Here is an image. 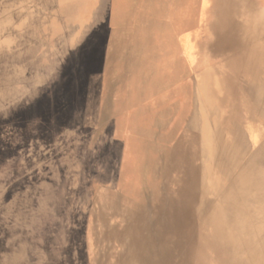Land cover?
<instances>
[{"label": "bare ground", "instance_id": "6f19581e", "mask_svg": "<svg viewBox=\"0 0 264 264\" xmlns=\"http://www.w3.org/2000/svg\"><path fill=\"white\" fill-rule=\"evenodd\" d=\"M120 2L0 0V120L11 117L16 110L22 111L18 120L23 126L22 143L38 147L39 142H45L39 137L49 129L38 123L50 125L58 118L41 115L45 98H49L50 91L66 85V72L72 73V82L66 87H75L73 81L80 77L85 90L91 78L98 75L102 90L98 95L93 94L92 104L100 106L101 116H106L113 106L110 98L125 84V75L137 74V70L140 73L145 66V56L142 61L138 57L133 65L131 54L141 55L145 47L151 48L148 53L153 76L148 99L151 108H148L153 123L143 124L138 120L140 108L129 110L127 104L119 102L115 108L119 126L114 132L122 140L132 135L135 158L119 148L117 142L110 148L117 158L120 156L141 173L133 177L130 171L119 172L120 177L129 181L125 187L110 184L105 188L98 183L93 187L96 207L105 209L109 217L119 215L118 200L113 199L118 195L126 215L121 229L113 217L106 223V227L113 228L106 234L113 244L110 264H206L211 256L214 264H264V0H204L202 20L188 35L179 29L180 17H175L178 21L173 24H167L163 11L158 19L149 18L152 31L148 37L143 28L131 40L116 43L108 35L109 22L114 20L121 32L131 25L126 20L130 13L139 18L145 13L157 15L153 0H142L138 8L134 4L131 10L125 11L119 23L117 19L125 9L124 1L121 6ZM161 38L172 47L164 58L157 52ZM185 39L192 43L189 50L183 45ZM189 51L195 57L196 73L171 94L167 86L174 75L172 72L166 77L159 74L166 73L172 58L181 57L183 52L191 61ZM183 97L185 100L181 103ZM32 105L28 112L24 110ZM64 113L72 116L69 110ZM35 114L40 115L37 120L33 117ZM87 114L86 111L83 116ZM162 114L174 119L171 125H160L156 115ZM86 129L92 132L91 125ZM156 133L159 136L155 138ZM35 134L38 138L32 137ZM53 139L46 142L52 143ZM143 139L145 143L141 142ZM17 143L23 145L20 140ZM251 147L256 154L246 165L237 166L236 161L242 160V153ZM233 149H236L234 156ZM9 160L0 159V180L5 179L6 183L19 180L22 176L19 169L24 165L23 158ZM109 160L113 163V156ZM163 161L160 181L157 167ZM217 161L223 163L217 172L233 178L232 182L237 184L235 190L230 186L220 193V182L212 179L215 172L212 165ZM8 174L11 179L14 175L12 180ZM109 174L113 175L111 171ZM240 183H243L241 188ZM55 184L58 190L44 193L42 209L53 200L66 209L65 205L70 206L78 199L74 191L66 196L64 181L56 179ZM247 186L253 193L249 199ZM219 193V202L212 206L213 195ZM254 195L258 196L259 206L254 204ZM233 198L243 201L244 212V208L232 207ZM145 204L152 208L155 226L146 217ZM55 212L29 218L30 224L35 225L36 219L39 221V230L27 231L29 243H41L46 226L56 220ZM78 217L70 212L63 219L71 221ZM87 228L86 241L91 246L94 232L91 226ZM80 231L83 232V227ZM28 248L14 247L12 253L0 257V264H29L33 253ZM40 259L39 253L34 262L39 264Z\"/></svg>", "mask_w": 264, "mask_h": 264}, {"label": "rangeland", "instance_id": "374dc122", "mask_svg": "<svg viewBox=\"0 0 264 264\" xmlns=\"http://www.w3.org/2000/svg\"><path fill=\"white\" fill-rule=\"evenodd\" d=\"M121 1H124V3L120 2V6L122 3V7H125V9L122 12L120 11L121 13L117 19V21L119 20V23L120 18H122L121 16H125V11L131 10L134 4L136 9L141 6L142 3V0H136V2L134 0ZM204 5V0H153V7L156 9L157 15H153V13L146 15L145 13L144 17L142 16L139 18L133 15L134 13H130L126 20H129V24L131 23V25L129 26V29L127 28V30L125 29L121 32L116 29L115 22L112 20L111 23L109 22V26L110 24L111 26L108 28V35H110L111 39L116 43H124L131 40V37H133L134 34L138 35V32L144 28L145 35L148 37L152 31L149 18L158 19V15L162 14L163 11H165V21L167 24H173L175 21H178L175 17H180V20L182 21H179V29L184 35H188V33L192 32L202 20V8ZM111 16L113 17L114 15ZM185 41L186 42L183 43L185 50H189L192 43L190 40L187 41L185 39ZM168 42L165 43V40L162 38L159 39L157 52L160 57L162 56L164 58V56H168L171 52L172 47L169 46ZM149 47L150 45H148V48ZM146 49L147 48L145 47L141 55H139L138 52L135 55L134 53L131 54L130 49L129 54H131L132 57L130 60L132 64L134 65V62L139 60L138 57H141L142 61V57L145 56V60H143V62L145 61L143 66H145L141 69L140 73H138L139 70H137V74L134 72L135 75L132 72V74L127 73L125 75L124 79L125 84L127 85L124 84L122 87L119 86L117 90L113 92V95L110 98L113 106L108 110L106 116H101L102 109L100 106L92 104L93 94L98 95L102 90L99 85L101 80L98 75L91 78V81L85 90L81 84L80 77H78L79 79H74L73 83L75 84V87H72L73 85L69 88L66 87L68 82H72L70 81L72 73L66 72L64 73L66 85L60 87L58 91H50L49 98H45L44 113L41 115L43 117L48 115H56L58 117L57 120L50 125L44 122L38 123L43 128L49 129L47 133L40 135L41 137H39L40 140H44L45 142H39L38 147L32 145L28 146L22 143L24 139L21 133L23 126L22 123H19L18 121L22 111L20 112L19 110H16L11 116L12 120L11 117L0 120L1 161L10 162L11 160H9V158L12 160L23 158L24 160L23 167L20 166L21 169H19V172L22 174L19 180H15L11 183H6L8 181H5V179L0 180V257L12 253L11 250L14 247L27 246L29 247L28 250L31 249V253H33L29 264H37V262L34 261L39 253L41 254L39 264L112 263V253L110 248L113 244L108 241L106 234L111 233L113 228L106 227V223L111 217H113L115 218L114 221H116V225L121 226V229L122 226L124 227L125 225L124 219L126 215L123 213L124 208L121 206L122 202L119 200L118 195L116 197L114 196L113 199L118 200L117 207L119 210L121 209L119 215H110L109 217L108 214H106L105 209L102 207H96L93 202L95 196L93 187L95 183H98V185L101 184L105 188H108L110 184H114L115 186L121 184L125 187L129 181L120 177L118 175L119 172L130 171L133 177H138L141 173V170L134 169L131 163L127 164L123 162L120 156L117 158L110 148L111 145L118 144L117 146L119 148L122 147L125 153L131 155L132 159L135 158L136 152L133 151L132 135L128 134L127 139L122 140V138L118 137L120 134L114 132L115 128L119 126L115 119V108H117L119 102L122 101V103L124 102L123 104H127L125 106L126 109L129 110L140 108L142 112L138 120L143 124L146 123L150 125L153 123V118L150 115L149 109L151 108L150 102L148 100L150 95L151 78L153 76L150 70V55L148 53L149 50L151 51V48L148 50ZM175 54H177L176 51H174V55ZM179 57L180 56L177 55L172 58L176 63L171 60L172 65L166 67L167 72L165 73L162 71L159 74L166 77L168 76V73L172 72V75H174L172 82L168 83L167 86V92H170L171 94L176 92L180 84L188 82L192 78L193 73H196L197 70V67L194 66L195 57L192 53H190L191 61L185 56L184 52L183 55L180 58ZM190 67L192 69H190ZM143 71L147 72L145 73ZM140 74L143 77L139 76ZM136 79L138 81H136ZM140 81L143 85L139 83ZM122 88L126 91H123ZM117 91L120 92L118 93ZM184 94L185 92H183V95ZM124 100H126L127 103H125L126 101ZM184 100L185 97H183L181 103L184 102ZM32 107L33 105L24 110L28 112ZM66 110H69L72 113L71 117L65 116L66 113L63 114ZM227 110L229 112L230 108ZM86 111L88 114L84 117L83 114ZM30 116L31 115H29V118ZM156 116L157 120L161 122L160 125H171L174 121L173 118L165 114ZM33 117L37 120V117H40V115L35 114ZM31 121L32 120L29 119V123L32 124L33 122ZM89 125L92 126L91 133L87 132L86 129ZM220 126L225 128V125L222 123H220ZM149 132L152 131L150 130ZM34 136L37 137L38 135L35 134L32 137ZM158 136L159 133H156L153 137L156 138ZM226 136L229 135L226 134ZM50 138H54L52 143L46 142L49 141L48 139ZM19 140L23 145H18L17 141ZM141 142L145 143V140L143 139ZM145 147H148V145H145ZM143 151L145 152V150ZM231 152V155L234 156L236 149H233ZM255 154L256 150L253 147L249 148L248 151L242 153L243 159L239 161L237 160L238 162L236 161V165L240 167L246 165L248 160ZM16 156L17 158H15ZM112 156L114 158L113 163L109 160V157L112 158ZM163 164L164 161L157 167V178L160 181L162 180L161 174L163 172L161 171V167H163ZM225 165L228 166V164ZM218 166L222 167L223 163L220 164V162L217 161L216 164L212 165V167L215 168L212 179L216 180V182H220V193L229 189L230 186L235 190L237 184L232 182L233 178H228L217 172ZM110 171L114 176L110 174L109 176L107 175ZM8 178L11 179L9 174ZM56 179L65 182L67 191L66 196H68L69 192L74 191L73 193L78 199H76L77 201L75 200L70 206L65 205L66 209L59 206L57 200L47 202L42 209L40 203L43 201L44 193L48 190H58L59 188V186L55 184ZM132 181H135L134 178ZM242 184L243 183H240L239 188L243 186ZM62 188L65 187L62 186ZM220 193L218 195H213V202H211L212 206L215 205L213 203L219 202ZM246 193L249 194V196H247L248 199L249 197L252 198V189L248 186ZM254 197L257 200H254L255 206H259L260 203L258 202V196L254 195ZM245 198L246 197L244 196V199ZM234 201L235 203H232V207L238 206V209L239 207L244 208L241 206L243 203L242 200L234 199ZM106 202L107 201H105V203ZM144 206L149 223L155 226L156 221L152 218L150 212L152 210L151 206L149 204H145ZM54 210L56 211V220L46 226V229L43 232L44 239L41 240V243H39V245L29 243L27 241V231L29 229H35V231L39 230V221L37 219L35 220V226L34 224L28 223L29 218H40L41 215H45V213V216H47L49 215L48 213H53ZM244 210L245 208L243 209V212ZM70 212H72L76 218L78 217L77 215L81 216H79L77 220L72 219L71 221H67L63 219L66 213ZM80 224H82L83 232L80 231L82 228L80 227ZM87 225L91 226L93 228L92 232H94L93 245L91 246L90 242L86 241L85 228L86 230L88 229ZM24 235L25 237H23ZM20 236L23 238L19 239ZM34 251H36L37 254H35ZM206 264H214L212 256Z\"/></svg>", "mask_w": 264, "mask_h": 264}]
</instances>
